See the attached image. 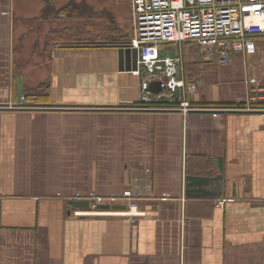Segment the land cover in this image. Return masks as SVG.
I'll return each mask as SVG.
<instances>
[{
  "label": "crops",
  "instance_id": "1",
  "mask_svg": "<svg viewBox=\"0 0 264 264\" xmlns=\"http://www.w3.org/2000/svg\"><path fill=\"white\" fill-rule=\"evenodd\" d=\"M68 5L87 42L52 43ZM132 36L130 0H0V264H264V34L227 65L159 45L187 113L140 109Z\"/></svg>",
  "mask_w": 264,
  "mask_h": 264
},
{
  "label": "built area",
  "instance_id": "2",
  "mask_svg": "<svg viewBox=\"0 0 264 264\" xmlns=\"http://www.w3.org/2000/svg\"><path fill=\"white\" fill-rule=\"evenodd\" d=\"M130 13L133 26L130 47L137 50L136 68L132 73L144 75L141 101L147 105L140 107L144 110L181 113L205 110L193 105L187 97L195 91V83L186 80L182 56L161 55L159 45L192 42L206 60L227 65L234 52L253 53L255 45L250 37L264 34V0H130ZM150 80H160L166 92L151 94L147 90ZM248 82L256 84V79ZM163 98L175 103L174 106L149 105ZM33 101V96L22 95L19 104L13 107L39 108L27 104ZM249 104L247 109H256ZM227 201L217 199L216 205Z\"/></svg>",
  "mask_w": 264,
  "mask_h": 264
},
{
  "label": "trees",
  "instance_id": "3",
  "mask_svg": "<svg viewBox=\"0 0 264 264\" xmlns=\"http://www.w3.org/2000/svg\"><path fill=\"white\" fill-rule=\"evenodd\" d=\"M74 7L71 5L65 6L61 8L57 13V19L59 20V23L56 24L57 27L52 28L51 31V41L52 43L58 42L59 44H62L64 46H68L71 44H75L77 41H85L89 39H82L80 40L83 33H76L75 32V25L72 22L74 20V16L78 15V13H74ZM112 42L110 43H116L115 41H118V38L111 39ZM73 42V43H72ZM40 93L46 92L48 89V85L46 83H41L37 87ZM33 96L35 100V94L29 95ZM175 103H169L165 100H158L157 102H152L149 105L150 106H156V107H170L174 106ZM259 105H264V103H259ZM258 104L256 106H259Z\"/></svg>",
  "mask_w": 264,
  "mask_h": 264
},
{
  "label": "water",
  "instance_id": "4",
  "mask_svg": "<svg viewBox=\"0 0 264 264\" xmlns=\"http://www.w3.org/2000/svg\"><path fill=\"white\" fill-rule=\"evenodd\" d=\"M128 46V44L123 43L118 49V56H119V65H122V62L125 61L127 56H130L134 60V67H136V62H137V50L136 49H131ZM148 87L147 90L153 94H159L162 92H166V87L161 86V81L160 80H150L147 81ZM22 96V79L21 77L18 78V89H17V97L18 100L20 101V98Z\"/></svg>",
  "mask_w": 264,
  "mask_h": 264
},
{
  "label": "rangeland",
  "instance_id": "5",
  "mask_svg": "<svg viewBox=\"0 0 264 264\" xmlns=\"http://www.w3.org/2000/svg\"><path fill=\"white\" fill-rule=\"evenodd\" d=\"M121 5H122V3H120ZM123 7V6H122ZM122 9V8H121ZM124 9V10H123ZM122 9V12H123V14H121L120 15V18L123 20V19H125V21H126V19H127V16L125 15V13H126V9H125V7ZM126 26H127V24H126ZM85 36H88V35H86V34H84V35H82L81 36V39L80 40H82V39H86L85 38ZM77 42H79V41H77ZM83 42H87V41H83ZM90 42V41H89ZM109 42H112V41H109ZM73 43V42H72ZM61 45V44H60ZM187 78H188V76H186V80H187Z\"/></svg>",
  "mask_w": 264,
  "mask_h": 264
}]
</instances>
